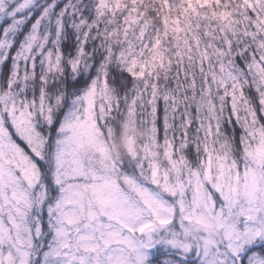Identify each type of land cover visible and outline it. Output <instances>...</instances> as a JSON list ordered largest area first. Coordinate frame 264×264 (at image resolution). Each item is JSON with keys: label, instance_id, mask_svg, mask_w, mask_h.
<instances>
[{"label": "snow or ice", "instance_id": "6c2138e0", "mask_svg": "<svg viewBox=\"0 0 264 264\" xmlns=\"http://www.w3.org/2000/svg\"><path fill=\"white\" fill-rule=\"evenodd\" d=\"M0 264H264V0H0Z\"/></svg>", "mask_w": 264, "mask_h": 264}, {"label": "clouds", "instance_id": "9594fccd", "mask_svg": "<svg viewBox=\"0 0 264 264\" xmlns=\"http://www.w3.org/2000/svg\"><path fill=\"white\" fill-rule=\"evenodd\" d=\"M151 136L150 128H139L125 121H117L112 133L104 140L110 155L126 158L131 155L134 145L138 147L140 143L147 142ZM162 214L171 215V212L162 210ZM185 227L188 236H200L213 241L221 235L222 220L218 215L201 213L194 216Z\"/></svg>", "mask_w": 264, "mask_h": 264}, {"label": "trees", "instance_id": "16d2710c", "mask_svg": "<svg viewBox=\"0 0 264 264\" xmlns=\"http://www.w3.org/2000/svg\"><path fill=\"white\" fill-rule=\"evenodd\" d=\"M162 108H163V104H162V102H160V113L159 114H160L161 118L163 115ZM161 127H162V119H161ZM161 138H162V132H161Z\"/></svg>", "mask_w": 264, "mask_h": 264}, {"label": "rangeland", "instance_id": "374dc122", "mask_svg": "<svg viewBox=\"0 0 264 264\" xmlns=\"http://www.w3.org/2000/svg\"><path fill=\"white\" fill-rule=\"evenodd\" d=\"M159 247V246H158Z\"/></svg>", "mask_w": 264, "mask_h": 264}]
</instances>
